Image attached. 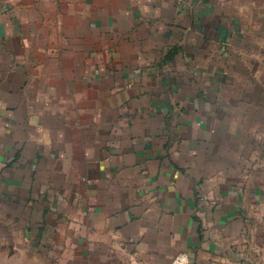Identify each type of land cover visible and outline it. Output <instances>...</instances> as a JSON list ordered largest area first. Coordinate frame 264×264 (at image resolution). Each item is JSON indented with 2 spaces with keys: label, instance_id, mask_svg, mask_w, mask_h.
Returning <instances> with one entry per match:
<instances>
[{
  "label": "crops",
  "instance_id": "0c3cea01",
  "mask_svg": "<svg viewBox=\"0 0 264 264\" xmlns=\"http://www.w3.org/2000/svg\"><path fill=\"white\" fill-rule=\"evenodd\" d=\"M258 48L264 0H0V264H264Z\"/></svg>",
  "mask_w": 264,
  "mask_h": 264
},
{
  "label": "rangeland",
  "instance_id": "374dc122",
  "mask_svg": "<svg viewBox=\"0 0 264 264\" xmlns=\"http://www.w3.org/2000/svg\"><path fill=\"white\" fill-rule=\"evenodd\" d=\"M252 48L250 46H248L246 49H242L241 52H243L244 54H250L251 53ZM259 50V54L260 56V60L258 62L256 61H252L251 57L248 56L247 57V61H244L242 66L241 63H239L238 61H236L235 59H233L232 57H228V59H230V61L228 60L227 62V70L224 72V74L220 77V83L219 85H224L223 83L226 82V79H228V86H234V87H247V86H253V82L254 85H259V86H263L264 87V53L261 51V48H258ZM236 53L239 54L240 51L236 50ZM235 53V55H236ZM248 69V70H247ZM240 70H247V72L251 71L256 73V79H249V78H241V71ZM246 74V73H244ZM258 87V86H257ZM236 90V89H231V91ZM261 97H264V94L259 93L258 94ZM258 158L259 161L261 162V164H264V154L263 153H259L258 154Z\"/></svg>",
  "mask_w": 264,
  "mask_h": 264
},
{
  "label": "built area",
  "instance_id": "2783aa9c",
  "mask_svg": "<svg viewBox=\"0 0 264 264\" xmlns=\"http://www.w3.org/2000/svg\"><path fill=\"white\" fill-rule=\"evenodd\" d=\"M170 264H192L191 260L189 259L187 254H179L175 256Z\"/></svg>",
  "mask_w": 264,
  "mask_h": 264
}]
</instances>
